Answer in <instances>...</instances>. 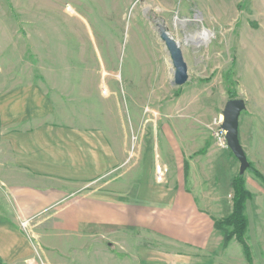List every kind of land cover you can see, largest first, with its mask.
I'll list each match as a JSON object with an SVG mask.
<instances>
[{
	"label": "crops",
	"instance_id": "crops-1",
	"mask_svg": "<svg viewBox=\"0 0 264 264\" xmlns=\"http://www.w3.org/2000/svg\"><path fill=\"white\" fill-rule=\"evenodd\" d=\"M239 98L245 109L238 141L257 164L264 156V98ZM227 101L213 110L209 100L167 105L174 110L165 133L136 134L129 152L122 123L113 145L104 125L87 120L85 95L68 97L63 109L39 85L0 87V264H24L38 254L21 221H34L42 250L52 236L53 262L95 264V248L114 251L111 264H246L240 244L232 238L224 246V233L214 228L232 212L239 171L212 137V120ZM162 167L160 184L155 170ZM243 178L251 194L245 241L252 264H264V186L250 172Z\"/></svg>",
	"mask_w": 264,
	"mask_h": 264
},
{
	"label": "rangeland",
	"instance_id": "rangeland-1",
	"mask_svg": "<svg viewBox=\"0 0 264 264\" xmlns=\"http://www.w3.org/2000/svg\"><path fill=\"white\" fill-rule=\"evenodd\" d=\"M160 27L179 44L187 65L188 80L180 87L172 84ZM30 84L39 85L63 109L68 97L85 95L87 120L104 125L113 145L122 123L124 146L131 152L136 134L165 133L174 110L166 106L176 101L209 100L213 110L226 96L231 100L229 85L235 98L249 92L264 98L263 90H252L264 87V0H0V87ZM219 118L221 124L222 116L213 118V129ZM259 160H247L245 172L264 180V156ZM160 169L162 181H157V169L155 178L162 184L167 170ZM33 225L20 223L39 248L24 264L80 262H53L52 236L44 237L42 250ZM113 253L94 248L95 264L101 257L111 264Z\"/></svg>",
	"mask_w": 264,
	"mask_h": 264
},
{
	"label": "water",
	"instance_id": "water-1",
	"mask_svg": "<svg viewBox=\"0 0 264 264\" xmlns=\"http://www.w3.org/2000/svg\"><path fill=\"white\" fill-rule=\"evenodd\" d=\"M158 36L170 58L172 84L180 87L188 80L187 65L183 59L182 51L177 42L162 27L158 29ZM244 109L245 104L242 99L228 100L221 113L222 121L220 124V129L225 132L227 148L239 163V174H243L248 167L246 156L238 141V119Z\"/></svg>",
	"mask_w": 264,
	"mask_h": 264
},
{
	"label": "trees",
	"instance_id": "trees-1",
	"mask_svg": "<svg viewBox=\"0 0 264 264\" xmlns=\"http://www.w3.org/2000/svg\"><path fill=\"white\" fill-rule=\"evenodd\" d=\"M231 85H229V99H234L235 95ZM255 175L259 177L264 185V180L255 172ZM233 190L232 198V212L231 214L222 220L214 221V227L224 233V246L232 239L235 240L242 246L245 259L248 264H251V255L244 239V234L247 229V219L245 217V204L250 198V193L243 188V178L242 175L235 177L231 183ZM231 227V231H227V228Z\"/></svg>",
	"mask_w": 264,
	"mask_h": 264
},
{
	"label": "built area",
	"instance_id": "built-area-1",
	"mask_svg": "<svg viewBox=\"0 0 264 264\" xmlns=\"http://www.w3.org/2000/svg\"><path fill=\"white\" fill-rule=\"evenodd\" d=\"M219 122V124H218ZM218 122L215 123L216 125L218 124V126L213 129V132H212V137H213V140L214 142L216 143V145L219 147V148H222V149H227V144H226V140H225V132L223 130L220 129V120L218 119ZM215 126V125H214ZM163 179V174H162V171L161 169H157V181L160 182L162 181ZM26 222L22 223V228H24L26 225Z\"/></svg>",
	"mask_w": 264,
	"mask_h": 264
},
{
	"label": "bare ground",
	"instance_id": "bare-ground-1",
	"mask_svg": "<svg viewBox=\"0 0 264 264\" xmlns=\"http://www.w3.org/2000/svg\"><path fill=\"white\" fill-rule=\"evenodd\" d=\"M206 34H207V36H209V35H210L208 32H207ZM169 36H170V35H169ZM170 37H171V36H170ZM177 44H178V43H177ZM178 45H179V44H178ZM179 47H180V46H179Z\"/></svg>",
	"mask_w": 264,
	"mask_h": 264
}]
</instances>
